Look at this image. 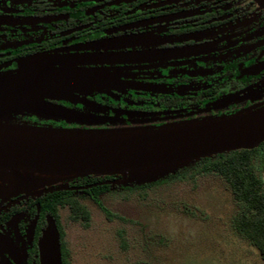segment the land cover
<instances>
[{
    "label": "flooded vegetation",
    "instance_id": "flooded-vegetation-1",
    "mask_svg": "<svg viewBox=\"0 0 264 264\" xmlns=\"http://www.w3.org/2000/svg\"><path fill=\"white\" fill-rule=\"evenodd\" d=\"M121 39L132 45H117ZM39 54L132 59L76 64L114 84H85L80 101L47 99L105 129L200 121L264 105V9L253 0H0V76L21 73L18 61ZM25 118L39 117L20 113L9 122ZM84 181L26 171L0 176V264H39L38 199L58 191L77 197L103 183Z\"/></svg>",
    "mask_w": 264,
    "mask_h": 264
},
{
    "label": "water",
    "instance_id": "water-1",
    "mask_svg": "<svg viewBox=\"0 0 264 264\" xmlns=\"http://www.w3.org/2000/svg\"><path fill=\"white\" fill-rule=\"evenodd\" d=\"M264 9V0H253ZM132 45L131 41L116 42ZM132 59L99 54H39L22 58L21 73L0 76V118L32 114L67 122L88 116L47 99L80 101L85 84L113 83L74 65L124 63ZM264 141V105L200 121L135 129H61L0 124V176L33 172L44 176L120 175L121 184L144 169L186 164L228 151L252 149ZM143 179V177H135ZM39 264H61L58 228L51 217L37 242Z\"/></svg>",
    "mask_w": 264,
    "mask_h": 264
},
{
    "label": "rangeland",
    "instance_id": "rangeland-1",
    "mask_svg": "<svg viewBox=\"0 0 264 264\" xmlns=\"http://www.w3.org/2000/svg\"><path fill=\"white\" fill-rule=\"evenodd\" d=\"M2 123L9 119L0 118ZM193 165L128 174L118 190L111 187L100 196L114 215L110 219L91 196L78 193L90 212L87 226L71 220L68 209L59 211L68 264H264L256 247L234 229L232 219L241 206L225 181L214 173L166 178ZM255 165L264 183V162L258 158Z\"/></svg>",
    "mask_w": 264,
    "mask_h": 264
},
{
    "label": "trees",
    "instance_id": "trees-1",
    "mask_svg": "<svg viewBox=\"0 0 264 264\" xmlns=\"http://www.w3.org/2000/svg\"><path fill=\"white\" fill-rule=\"evenodd\" d=\"M27 121L23 124L61 128V129H105L97 127L89 122H80L76 124L65 123L61 119L51 118H25ZM95 126V127H94ZM107 129V128H106ZM260 158L264 162V141L252 149H239L228 151L210 157H203L193 161L192 168H183L176 170L174 173L168 174L166 178L177 177L180 180L194 179L197 175L214 173L225 181L232 193L233 198L241 206L238 213L233 216L232 223L236 232L245 237L252 243L259 252L262 260H264V183L262 178L257 173L255 162ZM188 170L189 173H186ZM84 184H92L103 182L87 188L84 193L91 196L100 210L111 218L112 215L103 205L100 196L111 190H118L120 186L115 184L112 186V181L116 178H121L120 175H83ZM158 180L152 184H146L138 188L150 187L154 184L162 182ZM129 191L130 188H127ZM40 204L37 235L40 230L45 227V216L49 215L55 222L61 248V264H68V250L63 240L64 231L60 224L59 211L61 208L68 209L69 218L73 221H80L84 226L88 225L90 212L88 208L75 196L72 191H58L43 195L38 199ZM35 213L36 210L33 209Z\"/></svg>",
    "mask_w": 264,
    "mask_h": 264
}]
</instances>
